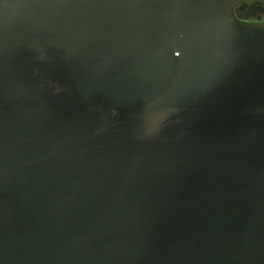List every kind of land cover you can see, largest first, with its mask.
<instances>
[{
	"label": "water",
	"instance_id": "1",
	"mask_svg": "<svg viewBox=\"0 0 264 264\" xmlns=\"http://www.w3.org/2000/svg\"><path fill=\"white\" fill-rule=\"evenodd\" d=\"M245 1L0 0V264H264Z\"/></svg>",
	"mask_w": 264,
	"mask_h": 264
},
{
	"label": "flooded vegetation",
	"instance_id": "2",
	"mask_svg": "<svg viewBox=\"0 0 264 264\" xmlns=\"http://www.w3.org/2000/svg\"><path fill=\"white\" fill-rule=\"evenodd\" d=\"M235 14L243 21L264 23V0H246L235 8Z\"/></svg>",
	"mask_w": 264,
	"mask_h": 264
}]
</instances>
